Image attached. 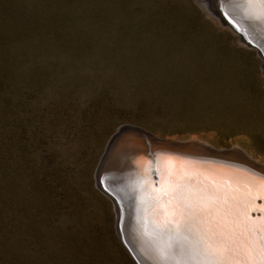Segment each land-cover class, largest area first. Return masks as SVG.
<instances>
[{
  "label": "rangeland",
  "instance_id": "obj_1",
  "mask_svg": "<svg viewBox=\"0 0 264 264\" xmlns=\"http://www.w3.org/2000/svg\"><path fill=\"white\" fill-rule=\"evenodd\" d=\"M229 1L0 0V264H136L147 134L264 164V51Z\"/></svg>",
  "mask_w": 264,
  "mask_h": 264
},
{
  "label": "bare ground",
  "instance_id": "obj_2",
  "mask_svg": "<svg viewBox=\"0 0 264 264\" xmlns=\"http://www.w3.org/2000/svg\"><path fill=\"white\" fill-rule=\"evenodd\" d=\"M203 2L204 8L210 11L209 14H214L216 19H221L214 7L213 10L210 9L211 3L209 2L210 5H208V0H203ZM227 5L236 20L238 22L241 20L244 25L240 24L251 33L253 43L259 45V48L262 46L261 49L264 51V43L262 42L264 41V25L254 19H250L243 6L239 5L238 0H230ZM119 138L120 135H114L109 141L106 153L102 157L96 172L98 185H100L99 175L106 164L112 147L117 144V139ZM151 140L152 145L145 146V153L149 151L158 160L159 185L156 189H153V186L150 185L148 177H146L147 174H144L148 166L142 171L137 169L141 179L140 188L143 190L142 194L146 196V201H144L146 211L145 213L142 212L145 215L143 226H141L140 221L138 224L141 232L139 241H136V234L134 235L136 239H134L135 246L140 243V246L144 245L146 248L145 254L147 257L149 253L155 256L153 229L157 222L164 218L166 208L168 215L171 216L172 214V205L168 204L167 198L160 202L159 197L168 188L169 182L167 178L172 170L175 169L176 175L181 181L190 178L200 188L208 186L217 193V197L209 202L211 214L205 215L202 220L193 223L191 225L193 231L197 227L205 231L213 229L218 236L224 238L231 248L229 264H236L237 261L240 264H260L261 259L264 258V255H262V249H264V184L257 183V181L264 178V164L252 159L239 149L230 151L216 150L198 142H196L198 143L197 148L186 149L183 143L172 142V140H162L156 137ZM191 143L188 144L196 146V143ZM167 144L172 145H169V147ZM141 146V144L135 143L129 149L132 157L139 162L142 159L141 154H139L141 153L140 149L143 147ZM171 146L182 148L175 149ZM145 163L147 164V161ZM127 179L129 180L125 188L128 189L131 195L132 178L129 175ZM185 188L186 190H191L187 185H185ZM258 198H261L260 206L256 205ZM132 200H134L133 197ZM251 210L260 211L259 217L251 218ZM117 214L119 221V217L121 219V211L118 205ZM135 259L136 261L141 260L136 257ZM180 259L187 261L188 264H195L197 257L181 256ZM151 261L153 260L151 259ZM142 264L146 263L142 262Z\"/></svg>",
  "mask_w": 264,
  "mask_h": 264
},
{
  "label": "snow or ice",
  "instance_id": "obj_3",
  "mask_svg": "<svg viewBox=\"0 0 264 264\" xmlns=\"http://www.w3.org/2000/svg\"><path fill=\"white\" fill-rule=\"evenodd\" d=\"M238 3L250 19L264 25V0H238ZM167 180L169 186L161 193L159 201L167 198L168 204L172 205V214L169 216L166 208L164 218L153 229V264H188L180 259L181 256L197 257L195 264H229L231 248L224 238L213 229L205 231L197 227L193 231L191 227L205 215L211 214L209 202L217 197V193L208 186L200 188L190 178L181 181L175 169ZM257 183L264 184V178ZM185 185L191 190H186ZM260 264H264V258Z\"/></svg>",
  "mask_w": 264,
  "mask_h": 264
},
{
  "label": "water",
  "instance_id": "obj_4",
  "mask_svg": "<svg viewBox=\"0 0 264 264\" xmlns=\"http://www.w3.org/2000/svg\"><path fill=\"white\" fill-rule=\"evenodd\" d=\"M239 23H242V21L239 20ZM259 40H260V38H259ZM261 41H262V39H261ZM262 42L264 43V41H262ZM262 42H260V43H262ZM263 46H264V44H263ZM152 138H153V136L147 134V137L146 138H142L140 142L144 141L145 142L144 144L148 145L147 142L150 144V141H152L151 140ZM167 145L169 146V145H172V144H167ZM179 147H181V146H179ZM172 148L176 149L177 147L175 146V147H172ZM181 148H177V149H181ZM143 156L147 159L146 161H147V166H148V172H147L148 181H149L150 185L153 186V189L154 188L156 189L157 186L159 185V176H158V164L159 163H158V160L149 151L147 153H145ZM170 158H172V157H170ZM131 167H132V171L130 172V177L132 178V184H131V187H130V191H131L132 197L134 198L133 201L135 203V209H136V212H137L136 213L137 215L135 217V219L137 218L136 238H137V241H139L140 236H141V232H140V227H139L138 224H139V221H140L141 222V226H143L142 224H143V220H144V216L145 215H143L142 212L145 213V210H146L145 208L141 209V204H142L143 207L145 206L144 205V203H145L144 201H146L145 200L146 196L142 194L143 190H142V188H140L141 179L139 177V172L136 169L137 165L133 163L131 165ZM256 205L257 206L261 205V198L257 199ZM259 215H260V211H258V210H251L250 211V217L251 218L259 217ZM142 216H143V218H142ZM139 247H141L140 249H141L142 253H144L143 257H141L140 254H139L141 260L136 261L135 257L131 254L133 256L134 260L136 261V264H142V262H145L147 264H153V261H151V259L154 260L155 256L149 253L148 257H147L146 254H145L146 253V248L144 247V245L140 246V243H139Z\"/></svg>",
  "mask_w": 264,
  "mask_h": 264
}]
</instances>
